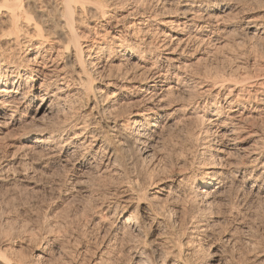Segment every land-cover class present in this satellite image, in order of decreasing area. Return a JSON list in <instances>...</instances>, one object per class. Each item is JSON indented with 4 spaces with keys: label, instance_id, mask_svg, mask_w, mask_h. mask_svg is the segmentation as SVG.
<instances>
[{
    "label": "bare ground",
    "instance_id": "bare-ground-1",
    "mask_svg": "<svg viewBox=\"0 0 264 264\" xmlns=\"http://www.w3.org/2000/svg\"><path fill=\"white\" fill-rule=\"evenodd\" d=\"M111 1L0 0V140L22 128L12 145L58 162L72 161L75 171L70 179L74 181L83 169L116 174L123 156L111 148L114 141L128 150L134 147L135 161L147 162L154 171L153 160L162 158L155 156L154 147L161 143V132L174 113L181 111L186 118L198 119L196 133L203 136L202 151L188 155L189 147L186 154L176 150L174 162L169 158V165H160L159 175H150L146 182L128 176L126 183L108 192L113 197L104 208L113 210L106 216L111 218L106 222L107 242L138 236L144 226L158 228L163 220L174 217V207H159L160 194L170 201L190 194L201 211L219 204L225 191L234 192L233 201L229 200L233 207L244 194L264 196V129L259 130L253 121L264 116V77L255 73L261 68L253 70L247 61L214 75L193 68L194 62L212 52L208 46L215 50L222 44L240 43L242 31L246 35L252 31L250 40L264 37V20L247 15L240 0H160L157 3H162L163 10L130 6L121 16L130 19L125 23L116 16L120 3ZM172 1L180 7L172 11L173 19H166L170 10L163 5ZM151 22L168 26L169 32L151 27ZM105 66L117 71L113 74L107 67L111 72L101 74L103 86L95 87L90 70L98 73ZM97 93L109 101H94ZM79 95L87 97L85 111L91 106L77 115L69 99ZM138 101L139 108L125 114L106 111L112 105ZM232 154L235 159L230 158ZM236 216L233 222L242 230V218L239 221ZM205 227L197 225L193 232ZM44 241L43 252L51 251L54 240ZM60 246L58 253L63 250ZM0 263L16 264L8 258Z\"/></svg>",
    "mask_w": 264,
    "mask_h": 264
},
{
    "label": "rangeland",
    "instance_id": "rangeland-1",
    "mask_svg": "<svg viewBox=\"0 0 264 264\" xmlns=\"http://www.w3.org/2000/svg\"><path fill=\"white\" fill-rule=\"evenodd\" d=\"M157 1L159 3L160 0H112L111 2L120 3L116 16L121 19L124 18L121 16L126 14V10L133 5L144 7L146 10L155 8L163 10L161 8L162 3L159 5ZM234 1L237 2V0ZM240 1L242 8L247 9V15L257 16L264 20V0ZM178 4L176 1H172L170 4L165 3L163 5L165 8L168 7L165 10H170L166 19L174 18L172 11L180 7ZM128 20L130 19L126 17L123 21L126 23ZM228 21L230 22V20L226 22ZM87 22H89L88 26H94L92 21ZM150 26L169 30L167 29L168 26L156 25L153 22L150 23ZM94 28L96 30V26ZM244 33L242 31V41H239L240 43L235 42L239 45L221 43L222 46L215 50L213 46H208L212 49V54L209 53L208 56L204 54L199 62H194V70L205 72L204 70L207 69L214 75L215 71L221 72L231 67L234 68L236 64L247 61L251 64V68H254L253 70L261 68L260 70L257 69L255 73L259 72L257 76L263 78L264 37L250 40L248 36L252 31H249V35ZM139 35L141 36V33L137 34L138 37ZM229 37L228 39H231ZM224 38L228 40L227 36ZM81 42L82 45L87 44L86 41L81 40ZM61 56L59 61L63 58V55ZM107 67L105 66L102 70L99 68L101 71L98 73L95 69H89L92 76H95V87L103 86L104 77L102 75H107L110 70L113 74H115V70L117 71L116 68L108 67L109 70ZM63 68L70 69V67ZM209 72L207 75L210 74ZM98 94H96V99H93L94 101L96 100L99 104L103 101H109V97L101 98ZM69 100L75 114L80 115V113H86L90 110L91 105L85 111L87 97L84 95L73 96ZM90 100H92L91 95L88 97V101ZM139 105V101L122 103L119 106L112 105L109 107L110 109L107 107L106 111L108 110L114 115L125 114L132 108H139L137 107ZM23 110V107L19 106L18 111L23 112ZM10 111L8 109L7 112L10 113ZM176 112L171 122L161 132L162 141H164L154 147V151L157 150L155 156L157 155L159 158L162 156L160 159L163 160L159 159L157 162L153 160V164L156 165L154 171L150 169L147 162L135 161L136 149L134 147L135 151L132 148L128 150L126 146L116 144L117 142L114 141L111 148L113 150L116 148L115 150L121 153L120 156H123L121 158L123 165H116V169H120L116 170L118 171L117 175L109 171V173L105 172L104 175L103 173L100 175L94 171L91 172L92 170L83 169L79 172L81 175L77 176L80 181L77 179L71 181V175L75 171L72 161L69 163L58 162L38 153L20 150V148L12 145V138L20 134L22 128L18 130L16 135L7 136L0 140V259L8 258L10 262H16V264L18 262V264H31V262H37L34 264H264V196L255 194L242 195L241 203L238 202V206L235 204L239 211L237 207H233L229 203L230 199V202L234 199L233 191L229 193L225 191L226 193L224 192L219 198V204L211 206V210L209 208L203 211L200 209L201 206L193 203L189 193L190 196L181 197V195L180 198L171 201L172 198L164 199L165 195L160 194L161 205L159 207L161 210L174 207L176 209L174 217L163 220L158 228L144 226L142 228L144 233L140 232L138 236L125 237L120 242L115 241L116 243L113 240L107 242L110 234L105 228L106 222H110L111 218L106 216L111 214L113 209L108 211L104 206L113 197L108 195V192L111 193V189L119 188L118 186L126 183L125 180L131 176H138V180L144 182L146 179L148 180L150 175H159L162 168L160 165H169L170 159L174 162V154L176 155L177 151L179 154V150L183 149L182 152L186 154L189 147L187 153L189 155V153L194 154V150L201 149L199 145L203 136L201 133V135L196 133L200 127L198 119L195 117L186 118L183 116V112ZM62 116L60 115L59 118ZM93 118L95 119L97 116L95 115ZM253 121L257 122L255 124L260 127L259 130L264 129V116ZM28 124L30 123H27V126ZM261 131L264 132V130ZM191 132L194 137L190 135ZM113 137L109 136V138L116 140ZM15 148L20 151L17 153ZM208 153L209 151H206L204 155ZM233 155L230 157L231 159L236 158ZM262 179L263 177L259 183ZM214 185L215 180L209 187ZM104 193L108 197L103 198ZM100 204L102 205L100 206ZM231 207L234 209L232 210V212L234 211L233 214L236 213L239 221L242 218V230H240L241 226L238 227V230L236 229L233 214H230ZM101 216L102 221L97 222L98 217ZM197 225H206V227L203 231L194 233V227ZM231 230H235V232ZM227 237L229 240L226 242ZM45 239L54 240V248L50 249L51 251L46 249L43 252ZM58 246L63 249L61 250L62 253L57 252ZM155 247H160V250H153ZM207 253H209V258ZM39 254L42 257L34 261Z\"/></svg>",
    "mask_w": 264,
    "mask_h": 264
}]
</instances>
